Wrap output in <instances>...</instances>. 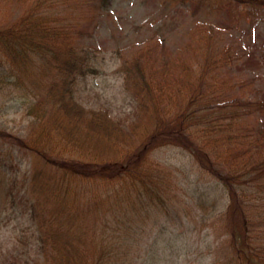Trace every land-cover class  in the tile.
Returning a JSON list of instances; mask_svg holds the SVG:
<instances>
[{
  "label": "trees",
  "instance_id": "16d2710c",
  "mask_svg": "<svg viewBox=\"0 0 264 264\" xmlns=\"http://www.w3.org/2000/svg\"><path fill=\"white\" fill-rule=\"evenodd\" d=\"M110 1L0 0V100L19 99L28 117L23 134L0 127V203L29 222L36 245L30 259L0 252V264H137L145 235L142 264H152L164 245L149 239V218L182 222L183 194L220 217L223 238L197 251L209 264H264V95L250 97L241 52L221 42L242 18L259 20L264 0H168L224 11L229 23L196 21L170 53L146 43L120 55L127 119L78 98L99 72L87 40ZM168 146L187 154L188 175L156 157Z\"/></svg>",
  "mask_w": 264,
  "mask_h": 264
},
{
  "label": "rangeland",
  "instance_id": "374dc122",
  "mask_svg": "<svg viewBox=\"0 0 264 264\" xmlns=\"http://www.w3.org/2000/svg\"><path fill=\"white\" fill-rule=\"evenodd\" d=\"M227 14L192 4L174 5L168 0H111L107 10L100 17L98 26L87 40L100 51L99 72L89 74L80 82L79 101L84 106L106 108L120 119L131 117L135 107L118 71L120 55L130 56L146 43L156 45V51L159 54L161 49V55L167 50L170 53L181 49L189 42V29L196 21L201 20L215 29L227 27ZM219 42L220 39L218 44ZM221 42H227L241 52L237 65L238 78L249 81L250 97L261 98L264 95V12L259 20L253 23L242 18L238 25L223 34ZM27 121L28 117L25 116L19 99L0 100L1 128L23 134ZM155 155L164 163L183 167V175H188L191 170L187 154L177 147L161 148ZM14 161L19 163L18 157ZM188 179L193 180V183L197 181L193 174H189ZM183 200L178 207L182 222L175 215L167 221L164 213L158 214L157 224L149 218L146 229H154L152 233L148 232L149 239L159 235V243L161 241L160 245H164L162 249L159 245L155 249V255L159 258L154 257L152 264H209L210 254L199 255L197 251L201 247L204 248L205 243H210V249H215V240L223 238V235L216 238L221 232L216 220L220 217L214 213L210 203L204 208H199L195 200L184 194ZM201 213L204 215L202 220ZM158 223H166L170 232L166 233L167 229L159 232ZM33 230L24 217L16 212H9L0 203L1 253L12 251L24 256L27 252L29 259L34 257L36 245ZM145 239L146 235L136 251L137 264H142V261L148 258L147 254H151L144 243ZM205 251L209 250L205 247ZM210 253L218 254L216 250ZM0 262H3V259Z\"/></svg>",
  "mask_w": 264,
  "mask_h": 264
}]
</instances>
